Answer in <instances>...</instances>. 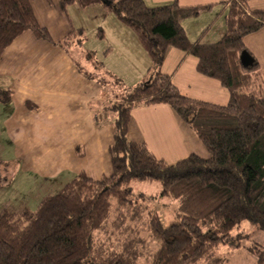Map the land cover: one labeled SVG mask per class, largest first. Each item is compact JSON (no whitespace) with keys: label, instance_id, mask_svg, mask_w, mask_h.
<instances>
[{"label":"trees","instance_id":"1","mask_svg":"<svg viewBox=\"0 0 264 264\" xmlns=\"http://www.w3.org/2000/svg\"><path fill=\"white\" fill-rule=\"evenodd\" d=\"M33 1L0 0V60L25 31L51 40ZM228 1L224 35L202 43L191 41L182 26L183 18L206 8L201 4L58 0L62 9L101 4L133 27L148 52L149 72L113 106L109 174L94 178L82 171L35 209L0 212V264H137L143 257L147 264H227L216 249L235 244L234 228L250 221L264 229V78L257 59L251 67L240 61L244 36L264 27V8H250L248 0ZM172 47L195 56L197 70L220 81L229 92L227 104L180 91L161 70ZM11 97V90L0 93L3 102ZM161 103L194 129L210 157L193 153L170 164L144 142L128 138L133 108ZM142 181L159 182L161 195L178 201L168 225L143 194L133 195L132 183ZM255 254L264 264V248Z\"/></svg>","mask_w":264,"mask_h":264},{"label":"rangeland","instance_id":"2","mask_svg":"<svg viewBox=\"0 0 264 264\" xmlns=\"http://www.w3.org/2000/svg\"><path fill=\"white\" fill-rule=\"evenodd\" d=\"M154 1H150L146 5L149 7L161 5H153L156 3ZM224 1L179 0L186 6L199 5L200 3L206 6L197 15L187 16L182 20V26L186 33L189 32L191 40L199 37L198 32H203L200 38L202 43L216 42L223 36L227 13V9L224 10ZM173 2L175 0L162 5ZM33 4L40 17V23L47 24L50 32H54L56 41L59 39V43L71 54L77 70L76 76L79 74L85 76V69L92 67L89 72H85L86 76L95 82L99 79L100 86L103 87L102 91L111 96L115 95L119 99L141 84L146 77L145 75L141 76L143 74L141 71L144 68V63L148 62L150 65V58L137 31L118 18L115 13L107 12L103 5L94 4L89 9L77 7L79 11H76L72 6L77 5H69L65 10L60 7L58 0L55 2L54 0H34ZM244 45L246 50L257 59L264 75V28L246 34ZM95 50L97 51L94 52ZM174 56L172 53L169 60L171 64L176 62H174ZM56 64L58 63L54 65ZM106 68H110L116 74L110 73ZM67 74L71 77L69 80H74L73 85L69 87L79 88L80 84L75 83V74L71 72H67ZM190 81L196 84V79ZM114 104L113 101L107 104V107L102 109L98 116L97 123L103 126L106 134L102 135V143H95L91 146L99 151L104 144L113 142V137H108L117 117V110L113 108ZM93 112L97 114L96 111L93 110ZM146 113L145 118L156 115L155 111L151 109L146 110ZM6 117L0 115V212L35 209L44 196L57 193L80 173L85 165L82 167L83 161L79 158L84 156L83 153L87 150H91V146L86 147L85 142L78 143L81 134L75 131L73 126L67 128L65 126L67 121L56 123L48 114L42 118L46 122L44 127L48 131L43 127L33 125L28 120L14 124L16 121L13 119V123L8 120L2 125L1 121ZM75 120L80 121V118ZM180 123L175 125L172 123L173 126H171L170 132L174 133L176 140L174 145L171 134L166 133V125H163L151 138L150 145H147L148 148L151 151L154 149L160 157L164 155V158L168 159H182L191 155L194 145L189 139L188 130L193 133L195 131L182 119H180ZM199 140L201 141L200 138ZM164 142L166 146L162 145ZM75 144H77L75 150L70 149ZM184 144L192 150L186 152ZM202 144L204 145L203 142ZM204 147L208 155L197 154L208 158L210 152L205 145ZM95 153H98V150H95ZM152 153L154 154L153 151ZM108 167L110 172L111 168L109 165ZM132 188L134 196L143 194L150 207L157 209L165 226L175 219L178 201L169 196H162V186L159 182H134ZM232 235L236 239L235 244H220L216 253L224 257L227 264H258L255 252L264 248V229L250 221H243L234 228ZM137 264H147V261L143 257Z\"/></svg>","mask_w":264,"mask_h":264},{"label":"crops","instance_id":"3","mask_svg":"<svg viewBox=\"0 0 264 264\" xmlns=\"http://www.w3.org/2000/svg\"><path fill=\"white\" fill-rule=\"evenodd\" d=\"M143 1L149 4L148 2L154 0ZM171 1L173 0L154 1L156 3L153 5H162ZM175 1L179 2V0ZM251 2V0H248L250 8H264V0H255ZM224 3V10H226L228 9L229 1L225 0ZM72 7H74L76 11H79V8H77L78 6ZM89 7L87 8L89 9ZM33 8L35 11L34 4ZM36 16L38 21L41 22L37 13ZM41 25L49 30L47 24L41 23ZM49 33L51 36L50 41L38 39L31 31H26L16 38L4 52L0 60V93L4 90H11L12 97L7 102L0 100V115L7 116L1 123L3 125L4 122L8 120L13 123L14 119L16 121L14 124H17L28 120L33 125L45 128L44 125L46 122H44L42 118L48 114L56 123L67 121L65 125L67 128L73 126L72 128L81 134L78 143L85 142L86 147L94 145L95 143H102V135L106 134V130L97 123L99 119L98 116L101 114V110L107 107V104L112 101L115 103L119 98L115 97V95L111 96L109 93L103 92V87L100 86L101 82L99 79L95 82L86 76L85 72H89L92 67L85 69L84 75L86 77L80 74L76 76L77 70L71 54L59 43V39L56 41L54 32H50L49 30ZM186 34L189 38V32ZM198 34L199 37L195 40L189 39L191 41L200 40L203 32H198ZM170 49L161 65V70L171 75L173 83L181 92H185H182L183 94L195 99L220 105L228 103V90L216 78L203 75L197 70L198 60L195 56L193 57V55L186 54L181 50H173L175 48H172V50ZM96 51L97 50L94 52ZM172 53L175 55L174 62H176L174 64H171V61H169ZM89 57L91 56L89 55ZM55 63L59 65H54ZM168 63H170V66H168ZM149 66L148 62H146V64L144 63V68H142L141 71L143 74H141V76L148 75L147 71L149 72ZM106 69H108L110 73L116 74V72L112 71L110 68ZM259 71L264 78L260 64ZM67 72L75 74V83L78 82L80 84L79 88H75L74 86L71 88L69 87L73 85L74 80H69L71 77H69ZM191 79H196V84L190 81ZM27 101L32 102L34 105L31 107L27 106ZM150 109L155 111L156 115L145 118V116H147L146 110ZM93 110L96 111L97 114H95ZM160 115L164 117H158ZM64 118L65 120H62ZM76 118H80V121L75 120ZM73 119L75 120L73 121L74 125L71 121ZM180 119L181 118L176 115L172 107L169 105L167 106V104L136 105L132 110V118L128 127V138L150 145L149 142L153 135L158 132L161 126L166 125V133L171 134L172 143L174 145L176 142L175 135L173 132H170V130L171 126L176 123L181 124ZM167 120H169V122H167ZM172 123L174 124L172 125ZM15 129L18 130L17 127H15ZM45 130L48 131L47 128H45ZM145 130L147 131L145 132ZM114 131L115 129L113 126V128L110 129L108 138H111V136L114 138ZM188 132L189 139L194 145L193 153L207 156L208 154L205 147L196 133L190 132L189 130ZM111 143L112 142L104 144L101 151L91 146V150H87L83 153L84 156L79 159L83 161L82 167L84 165L85 167H83L80 172L84 171L94 178H99L105 175L106 172L109 174L111 171L109 172L110 169L108 165L112 170L108 156V147ZM76 145L77 144L71 146L70 149L75 150ZM162 145L166 146L165 142ZM184 145L186 152L192 150L186 146V144ZM95 150H98V153H95ZM152 151L157 157L162 158L170 164L181 160L164 158V155L160 157L154 149H152ZM186 157L187 156L184 158Z\"/></svg>","mask_w":264,"mask_h":264},{"label":"water","instance_id":"4","mask_svg":"<svg viewBox=\"0 0 264 264\" xmlns=\"http://www.w3.org/2000/svg\"><path fill=\"white\" fill-rule=\"evenodd\" d=\"M240 61L244 67H251L255 62V58L250 52L244 50L240 55Z\"/></svg>","mask_w":264,"mask_h":264}]
</instances>
